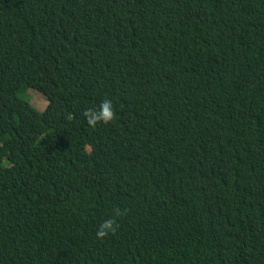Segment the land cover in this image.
I'll return each mask as SVG.
<instances>
[{
  "label": "trees",
  "instance_id": "1",
  "mask_svg": "<svg viewBox=\"0 0 264 264\" xmlns=\"http://www.w3.org/2000/svg\"><path fill=\"white\" fill-rule=\"evenodd\" d=\"M0 264H264V0H0Z\"/></svg>",
  "mask_w": 264,
  "mask_h": 264
},
{
  "label": "clouds",
  "instance_id": "2",
  "mask_svg": "<svg viewBox=\"0 0 264 264\" xmlns=\"http://www.w3.org/2000/svg\"><path fill=\"white\" fill-rule=\"evenodd\" d=\"M87 123L90 126H96L99 123L108 124L114 119L115 111L111 100L105 99L101 102L99 109H88L83 113ZM115 221L107 219L100 225L96 232L97 238H103L110 232L115 231Z\"/></svg>",
  "mask_w": 264,
  "mask_h": 264
},
{
  "label": "rangeland",
  "instance_id": "3",
  "mask_svg": "<svg viewBox=\"0 0 264 264\" xmlns=\"http://www.w3.org/2000/svg\"><path fill=\"white\" fill-rule=\"evenodd\" d=\"M31 105L38 111H43L46 107L47 101L43 95L34 89H28L25 94Z\"/></svg>",
  "mask_w": 264,
  "mask_h": 264
}]
</instances>
